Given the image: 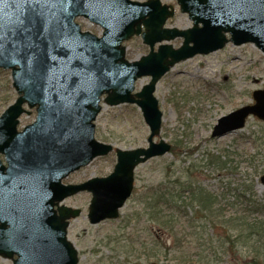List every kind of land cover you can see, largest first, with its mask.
I'll list each match as a JSON object with an SVG mask.
<instances>
[{
	"label": "water",
	"instance_id": "obj_1",
	"mask_svg": "<svg viewBox=\"0 0 264 264\" xmlns=\"http://www.w3.org/2000/svg\"><path fill=\"white\" fill-rule=\"evenodd\" d=\"M177 4L192 19V28H163L174 10L159 0H73L68 4L51 0L45 17L28 24L31 40L26 43L31 46L19 52L10 43L15 18L5 6L8 15L0 14L5 44L0 68L10 69L17 97L0 115V154L5 162L0 160V256L11 258L13 264H77V251L66 238V228L80 210L59 202L88 191L90 223L118 217L131 195L135 166L170 151L164 139L153 141L161 122L153 95L158 79L176 62L215 51L228 41L252 42L264 52V0H177ZM79 16L99 25L101 36L81 31L74 21ZM133 35L141 36L149 52L128 61L122 42ZM176 36L183 37L180 47L160 44L153 50L156 42ZM147 75L149 82L133 93L135 81ZM102 96L109 106H138L149 129L148 145L115 148L116 163L105 177L63 184L69 173L113 149L94 138L93 121L101 110ZM252 98L253 104L218 118L211 137L243 127L248 115L264 120V86L254 90ZM24 104L35 108L36 117L18 131ZM260 183L264 184V174Z\"/></svg>",
	"mask_w": 264,
	"mask_h": 264
},
{
	"label": "rangeland",
	"instance_id": "obj_2",
	"mask_svg": "<svg viewBox=\"0 0 264 264\" xmlns=\"http://www.w3.org/2000/svg\"><path fill=\"white\" fill-rule=\"evenodd\" d=\"M160 1L175 6V15L168 19L166 27L185 29L191 26L192 21L178 11L175 0ZM75 21L82 31L95 35L101 33L98 25L83 17H77ZM181 42L180 37L168 41L175 48ZM124 46L128 60H136L148 52V46L138 37L127 40ZM149 79V76L139 78L135 91ZM263 85L264 52L252 43L234 45L228 42L216 51L180 61L165 73L157 81L153 94L161 111L159 136L175 148L136 167L133 193L120 209L117 219L90 223L86 216L89 192H80L63 201L64 205L81 210L78 217L70 220L67 228V238L78 252L77 264L146 263L148 260L136 258L134 252L138 243L135 240L138 236H145L147 225L142 217H134L141 207V194L147 186L158 182L165 172L181 170L188 163H195L197 169H201L199 177L207 189L225 192L222 203L227 206V214L247 207L245 201L233 202L235 192H241L239 195L243 199L249 197V193L243 190L244 185L253 188L254 199L261 203L264 184L260 183L259 177L264 174V120L249 116L241 129L221 137H211L210 133L219 117L252 104L251 92ZM16 96L10 70L0 69V114ZM29 111L20 116L18 129L34 120L35 110ZM94 124L95 138L113 147L132 149L147 144L149 129L135 104H102ZM154 141L157 142L158 137H154ZM213 154L218 157L211 156ZM215 158L216 161L212 162ZM114 163V152L97 157L87 166L70 173L62 182L80 183L92 177L106 176ZM226 187L231 190L227 191ZM247 213L250 218H264V213L256 210H248ZM170 241L168 238L166 245H172ZM161 249V262L186 264V254L178 261L177 255L165 254L164 247ZM164 255L167 260L163 259ZM210 258L209 264H235L227 255ZM0 264H12V261L0 257Z\"/></svg>",
	"mask_w": 264,
	"mask_h": 264
},
{
	"label": "trees",
	"instance_id": "obj_3",
	"mask_svg": "<svg viewBox=\"0 0 264 264\" xmlns=\"http://www.w3.org/2000/svg\"><path fill=\"white\" fill-rule=\"evenodd\" d=\"M215 161L216 158L212 162ZM199 175L201 169L188 163L181 170L165 172L158 182L144 189L141 207L134 213L135 218L142 217L147 224L145 236L135 240L136 258L159 260L164 247L163 252L177 255L178 261L186 254V264H209L211 256L226 255L235 264H263L264 218H250L247 213H264L261 203L253 197V188L244 185V192L249 193L245 199L240 197L241 192H235L233 202L245 201L247 207L227 214V206L222 203L225 192L207 189ZM168 238L172 245H166ZM163 259L167 260L165 255Z\"/></svg>",
	"mask_w": 264,
	"mask_h": 264
},
{
	"label": "snow or ice",
	"instance_id": "obj_4",
	"mask_svg": "<svg viewBox=\"0 0 264 264\" xmlns=\"http://www.w3.org/2000/svg\"><path fill=\"white\" fill-rule=\"evenodd\" d=\"M51 0H0V14L8 15L5 6L12 9L11 15L14 16L13 40L10 42L13 50L19 52L23 47H30L31 37L29 36L28 24L36 19L45 17V9ZM62 4L72 3L73 0H59ZM67 12V7L63 9ZM19 36L20 39H16ZM4 34L0 32V55L3 54L5 44L3 43Z\"/></svg>",
	"mask_w": 264,
	"mask_h": 264
},
{
	"label": "flooded vegetation",
	"instance_id": "obj_5",
	"mask_svg": "<svg viewBox=\"0 0 264 264\" xmlns=\"http://www.w3.org/2000/svg\"><path fill=\"white\" fill-rule=\"evenodd\" d=\"M175 1H177V0H175ZM170 5H171V4H170ZM174 10H175V6H174ZM180 13L186 14V15L188 16V14H187L186 12H180ZM174 15H175V13H174ZM174 15H173V16H174ZM173 16H172V17H173ZM172 17H171V18H172ZM188 18H189V17H188ZM169 19H170V18H169ZM189 20L192 21V19H190V18H189ZM167 21H168V20H167ZM167 21H166V22H167ZM192 26H193V21H192V23H191V26H190V27H186L185 29H190V28H192ZM182 30H183V29H182ZM177 37H179V36H177ZM177 37H175V38H177ZM138 38H140V37L138 36ZM180 38L182 39L183 37H180ZM140 39H141V38H140ZM157 46H158V45H157ZM157 46H156V47H157ZM0 157H2V156L0 155Z\"/></svg>",
	"mask_w": 264,
	"mask_h": 264
}]
</instances>
